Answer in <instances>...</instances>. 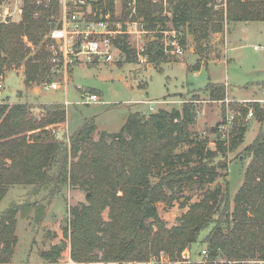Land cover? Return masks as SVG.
I'll return each instance as SVG.
<instances>
[{
    "label": "trees",
    "instance_id": "trees-1",
    "mask_svg": "<svg viewBox=\"0 0 264 264\" xmlns=\"http://www.w3.org/2000/svg\"><path fill=\"white\" fill-rule=\"evenodd\" d=\"M216 0H167L172 8L171 22L176 31H187L195 45L196 55L203 58V42L210 33H219L224 23L264 21V0H227L226 10H214ZM113 14V8L108 5ZM136 19L144 28L154 31L164 25L162 0H137ZM129 12L123 6L122 15L113 21L121 22ZM59 5L52 0L47 7L37 6L34 0H24L19 22L0 23V77L6 70L23 67L24 85H49L56 75L48 48V34L58 27ZM161 34L147 43L144 55L155 68L170 63ZM125 35L117 36V45L125 62L133 61ZM182 50L185 38L180 40ZM201 63V62H199ZM198 61L193 69H198ZM204 91L211 101H223L225 84L207 83ZM193 102L185 101L180 109L159 110L145 117L129 114L118 133H101L95 141L93 118L85 120L68 142L58 140L50 127L66 121L63 104L43 107L42 118L32 115L27 104H0V201L9 188L32 186L37 195L48 190L50 196L69 186L87 193V205L69 208L68 227L71 258L77 264L146 263L164 251L172 260L198 241L207 248L208 262L219 258L229 261L264 260V133L259 129L255 139L243 153L249 158L243 182L233 202L228 184L225 188H206L219 176L225 158L242 144L249 109L254 118L264 121V105L235 104L237 117L228 138L221 128L226 119L210 130L217 135L215 149L207 148V138L199 141L192 132L195 121ZM190 146L188 157L177 153L181 146ZM162 168L156 182L154 172ZM198 188L202 199L190 205L179 218V224L167 229L159 218L156 204L170 206L181 189ZM233 204V205H232ZM108 208V221L102 212ZM29 217L39 224L45 217L46 206L32 200L11 201L0 214V263L11 262L17 215ZM63 248L52 246L41 253L46 264H55ZM198 251V250H197ZM194 254V253H193ZM197 256V253L193 255ZM191 264H198L192 262Z\"/></svg>",
    "mask_w": 264,
    "mask_h": 264
},
{
    "label": "rangeland",
    "instance_id": "rangeland-1",
    "mask_svg": "<svg viewBox=\"0 0 264 264\" xmlns=\"http://www.w3.org/2000/svg\"><path fill=\"white\" fill-rule=\"evenodd\" d=\"M2 2L14 3L15 0H2ZM222 5L223 0H216L213 8L224 12L226 8ZM170 11L172 13L169 5L162 13L168 19L164 25L154 31L146 30L140 20L141 26L137 29L128 28L132 31L136 29L134 35L128 34L126 37L129 51H134V54L129 56L133 59L132 62H125L118 50L114 51V60L111 63H77L69 67L63 77L56 74L53 81L60 84V90L48 89L46 84H33L26 88L23 67L6 70L4 76L0 77L5 86L2 104L9 106L16 103L27 104L31 107L32 115L40 119L44 114V106L54 103L64 105V101L68 100L70 105L64 106L66 121L50 127L56 139L68 142L69 137L82 126L84 121L91 118L96 125L92 137L97 141L101 133H118L131 113L136 112L149 117L161 109L167 111L172 108L180 109L184 101L193 102L196 115L192 132L199 141L207 138V148L214 150L218 136L211 134L210 130L226 119V126L221 130L228 138L234 120L238 116L237 112L232 110L235 104L250 105L259 102L260 105H264V21L224 23L221 32L210 33L203 42L204 56L199 59L195 54L191 35L187 31L174 29L169 18ZM19 20L20 18H17V22ZM156 33L161 34L162 44L165 47H169L170 42L180 43V40L185 38L182 54L167 53L170 63L163 64L160 70L149 63L144 55V48L149 41L155 39ZM255 47L258 49L254 50ZM143 49L144 52L141 53ZM197 61L201 62L200 67L193 69ZM209 82L225 84L226 96L223 101L209 100L208 94L204 91ZM65 85H67L66 89H64ZM81 94H96L99 101L85 105ZM249 111L253 113L251 108ZM228 119L229 123H227ZM242 121L246 126L242 144L233 152L227 153L224 159L218 157L213 160L214 164L224 161L227 167L219 169L218 178L214 183L206 186L214 189L225 188L228 184L231 202L242 185L249 162L243 150L255 139L259 129L264 133V121L260 123L254 116L248 117V114ZM190 148L183 145L176 150L177 153L185 156L179 165H184L187 157L189 164L192 165L194 162L195 158L190 157ZM162 171V168L156 170L151 181L156 182L158 174ZM31 189L32 186L11 187L0 201V214L11 201L32 200L46 206L45 217L39 224L34 222L31 215L26 218L17 215L15 230L17 242L11 263H43L41 253L49 251L55 245L63 248L55 264L65 263L67 257L71 256L70 234L68 232L66 236L64 233V229L68 227V211L70 207L87 205V193L69 186L60 188V192L54 196H50L48 190L35 195ZM202 193L203 191L198 188L181 189L176 195L177 199L170 206L157 203L158 216L166 228L177 226L179 218L188 211L190 205L202 199ZM108 213V208L102 212L103 221H108ZM205 234L206 232L202 233L198 241L190 246L191 253L195 254L199 250V241ZM193 259H197V256ZM236 264L250 263L240 261Z\"/></svg>",
    "mask_w": 264,
    "mask_h": 264
},
{
    "label": "built area",
    "instance_id": "built-area-1",
    "mask_svg": "<svg viewBox=\"0 0 264 264\" xmlns=\"http://www.w3.org/2000/svg\"><path fill=\"white\" fill-rule=\"evenodd\" d=\"M24 0H15L14 3L2 2L0 0V23L17 22V18L22 16V6ZM37 6L47 7L52 0H34ZM60 15L57 19V25L47 36L50 41L48 46L52 58L53 72L56 75H66L69 67L77 63L93 64L97 62L111 63L114 60V51H118L114 40L117 36L128 34L134 35L141 22L136 19V1L137 0H56ZM164 9L169 6L167 0H162ZM108 5L113 8V14L108 9ZM227 0H223V7L226 8ZM123 6L129 12L123 22L118 19L113 21L114 17L119 18L122 15ZM164 10V11H165ZM168 13V12H167ZM171 11L169 18H171ZM15 17H17L15 19ZM19 20V21H20ZM128 26V27H127ZM136 28L134 31L128 28ZM175 32V31H174ZM171 47V48H169ZM168 46H164L165 53L173 55L182 54V48L179 43L170 42ZM145 49V48H144ZM144 49L140 51L144 52ZM258 48L255 47L254 50ZM138 52V55L139 53ZM63 77V76H62ZM65 82V81H64ZM65 85L64 89H66ZM48 89L60 90V84L52 81L47 85ZM5 86L3 80L0 79V104L3 103V93ZM85 105L98 102L99 97L96 94L85 95L81 94ZM70 103L64 101V106ZM252 111H249L248 117H252ZM230 120H227L229 123ZM226 125L222 128L224 129ZM197 259H193V253L186 249L182 253L180 260H172L164 251L154 255L146 263L142 262H122L110 264H191L197 262L198 264H207L208 251L207 248H201L197 252ZM250 264H264V260L247 261ZM0 264H17V263H0ZM30 264V263H20ZM39 264H46L45 262ZM51 264V263H50ZM59 264H77L71 258L67 257L65 263ZM90 264H104V263H90ZM214 264H236L235 261H229L219 258L214 261Z\"/></svg>",
    "mask_w": 264,
    "mask_h": 264
},
{
    "label": "crops",
    "instance_id": "crops-1",
    "mask_svg": "<svg viewBox=\"0 0 264 264\" xmlns=\"http://www.w3.org/2000/svg\"><path fill=\"white\" fill-rule=\"evenodd\" d=\"M180 95H182V94H180ZM172 97H175V96H172ZM178 100V99H177ZM65 101H68V100H65ZM180 101V100H179ZM181 102V101H180ZM185 102V101H184ZM184 102H182V103H184ZM151 109V108H150ZM134 113H136V112H134Z\"/></svg>",
    "mask_w": 264,
    "mask_h": 264
}]
</instances>
